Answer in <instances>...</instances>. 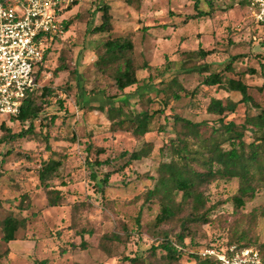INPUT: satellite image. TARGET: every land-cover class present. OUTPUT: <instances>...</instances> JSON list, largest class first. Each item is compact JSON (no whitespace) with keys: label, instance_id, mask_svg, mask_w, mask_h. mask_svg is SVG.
I'll list each match as a JSON object with an SVG mask.
<instances>
[{"label":"rangeland","instance_id":"rangeland-1","mask_svg":"<svg viewBox=\"0 0 264 264\" xmlns=\"http://www.w3.org/2000/svg\"><path fill=\"white\" fill-rule=\"evenodd\" d=\"M241 1H78L66 16L72 23L68 32L49 45L46 70L39 81L40 89L52 87L55 92L42 101L49 103L48 115H58L48 130V140L41 134L46 130L37 127L25 138L6 142L1 140L5 132L0 129V223L10 215L26 220L16 240L9 244L1 239L0 228V254L3 255L0 264H41L43 261L45 264H122L125 257L147 256L148 250L160 239L153 227L160 207L157 201L143 204L146 191L154 186L146 176L157 177L159 165L169 158L167 145L176 130L171 120L162 117L156 120L151 133L138 139L126 131L131 125L119 121L113 124L107 119L106 108L98 107L112 106L122 97H128V108L138 112L156 108L158 104L141 97L142 90L137 86L121 96L114 83L96 71L93 63L105 38L93 35L91 30L100 23V7L109 5L113 34L131 36L134 57L140 66L147 62L165 70L166 61L171 62V70L163 76L167 81L177 71L183 52L200 48L213 50L212 56L202 61L196 59L188 73L179 75L184 88L196 94L193 101L183 97L174 105V112L193 122L217 125L218 117L207 114L206 105L211 97L226 100L230 95L217 87H205L203 80L210 73L224 71L229 63L234 70L227 75L241 78L250 87L255 102L264 109V26L255 22L250 8ZM199 10L207 16L192 19ZM62 52L66 54L70 73L54 79L52 72L58 67ZM234 57L239 59L232 61ZM147 76L144 70L138 72L140 86ZM165 87L159 86V89ZM98 91H104L105 95H94ZM148 94L151 98L156 95L151 88ZM116 95L115 101L106 98ZM230 98L238 100L239 96ZM59 100L63 101L62 106ZM261 109L240 106L229 118L242 124L247 116L259 114ZM5 125L13 134L28 129V125L23 127L9 119H5ZM160 126L165 129L163 133L158 132ZM147 143L152 145L150 155L113 175L111 186L102 192L101 180L105 174L126 163L121 154L139 151ZM48 160L62 162L57 178L49 182L50 189L60 191L62 196L56 207L49 205L48 190L39 181L41 165ZM238 188L239 181L234 179L218 181L207 189L209 206L217 208L209 216V224L193 227L199 244L197 248L190 246L189 253H200V248L211 244L220 249L230 247L227 243L247 230L254 241L251 247L264 254V218H249L252 211L264 206V188H259L256 197L236 212L227 199ZM161 230L172 234L179 231L176 225ZM186 242L189 244L190 239ZM161 255L159 251L158 257ZM182 263L194 262L185 256Z\"/></svg>","mask_w":264,"mask_h":264},{"label":"trees","instance_id":"trees-1","mask_svg":"<svg viewBox=\"0 0 264 264\" xmlns=\"http://www.w3.org/2000/svg\"><path fill=\"white\" fill-rule=\"evenodd\" d=\"M78 1L75 0L70 10L78 5ZM110 10L109 5L100 7V23L91 30L93 35H103L105 38L93 66L98 73L108 77L114 83L121 96H125L129 88L137 86L138 89L142 90L140 96H146L150 103H156L158 107L138 112L128 108V97H122L112 106H100L98 108H106L107 119L111 123L115 124L119 121L122 124L131 125V129L126 131H131L138 139L151 133L156 120L162 117L164 120H171L173 128L176 130L175 136L169 139L167 145L170 153L169 158L159 165L157 177L146 176L148 180L154 182V186L146 191L143 204L157 201L160 207L159 214L153 221V227L158 231L160 239L157 240L156 245L148 250L146 257H125L122 264L126 262L130 264H183L182 259L185 256L193 260V264H214L212 259L204 258L198 252L189 253L190 246L197 248L199 244L192 229L211 222L209 216L216 210L217 206H209L210 200L206 191L213 183L228 182L234 179L239 181L237 193L227 199V202L233 204L236 212H239L248 201L256 197L259 188H264V109H261L255 102L250 94V87L241 78L233 79L227 75L228 72L234 70L232 63H229L224 71L210 73L203 80V85L207 88L217 87L230 96H239L238 100H234L230 96L226 100L215 97L209 99L206 105V113L218 117L217 125L193 122L177 115L174 112V105L180 102L183 97H189L193 101L196 94V91L189 92L184 88L179 75L188 73L191 63L196 59L205 60L212 56L214 51H206L200 48L183 52L182 59L178 62L177 71L167 81L163 76L171 70V62L166 61L165 70L153 67L147 62L140 66L134 57L135 45L131 36H115L113 34V17ZM206 16L207 13L199 10L197 15H193L191 18L198 19ZM71 25L70 21L66 22L65 32H68ZM49 52L50 48H48L47 55ZM238 59L239 57H234L232 61ZM46 63L38 72V82L46 70ZM142 70L146 71L148 76L143 79V85L140 86L141 81L138 78V72ZM250 72L256 74V71ZM62 73H70L64 52L59 57L58 67L52 72V78L58 79ZM163 85L166 87L159 89V86ZM150 88L156 93L153 98L148 94ZM54 94L52 87L34 89L26 95L18 115L14 117L1 116L0 129L5 132L1 140L7 142L8 140L25 138L34 133L37 127L43 131L46 130L41 134L48 140V130L51 125L55 124L58 115H48L46 108L49 103L42 101ZM96 94L105 95V92L98 91L94 95ZM106 98L115 101L117 95ZM57 102L62 106L63 101ZM117 104L119 106H116ZM240 106H251L261 109V111L255 116H247L242 124H238L229 117L235 114ZM5 119L18 122L23 127L28 125V129L13 134L6 127ZM36 122L39 124L36 125ZM164 130V127L160 126L158 132L163 133ZM248 133H251V136H248ZM152 150V145L147 143L139 151L122 153L121 157L127 160L126 163L122 167L105 174L101 180L102 192L106 187L111 186L110 180L113 175L124 172L133 162L147 158ZM8 155H11L10 151ZM61 167V161L48 160L43 162L38 173L41 185H44L48 190L47 198L51 207L59 206L58 203L62 197L60 191L50 189L51 186L49 185L53 178H57ZM1 205L0 199V208ZM259 217L264 218V206L256 208L249 215L250 220H256ZM140 219L141 213L136 221L138 226H140ZM25 225V219L18 220L12 215L8 216L0 223L1 239L7 244L15 241L17 232ZM172 225H176L179 231L172 234L161 230L163 227ZM118 239L120 238L118 237ZM187 239H190L189 244L186 242ZM253 243L254 241L249 238V232L245 230L240 232L239 236L236 235L227 245L251 247ZM208 247L214 248V245L206 246V248ZM202 249L200 248V251ZM159 251L162 252L160 257H158ZM2 257L3 255L0 254V260ZM45 263V261L41 262V264Z\"/></svg>","mask_w":264,"mask_h":264},{"label":"built area","instance_id":"built-area-1","mask_svg":"<svg viewBox=\"0 0 264 264\" xmlns=\"http://www.w3.org/2000/svg\"><path fill=\"white\" fill-rule=\"evenodd\" d=\"M264 26V0H242ZM75 0H0V116L20 113L26 95L40 87L37 75L49 45L64 35ZM214 264H264L253 247L204 248Z\"/></svg>","mask_w":264,"mask_h":264}]
</instances>
